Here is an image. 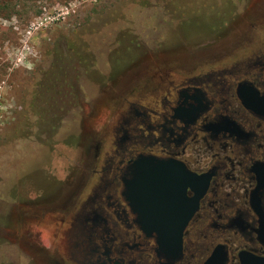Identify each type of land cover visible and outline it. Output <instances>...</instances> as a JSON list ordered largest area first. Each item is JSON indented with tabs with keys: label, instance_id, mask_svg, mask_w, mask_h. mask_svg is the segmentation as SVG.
<instances>
[{
	"label": "rangeland",
	"instance_id": "obj_1",
	"mask_svg": "<svg viewBox=\"0 0 264 264\" xmlns=\"http://www.w3.org/2000/svg\"><path fill=\"white\" fill-rule=\"evenodd\" d=\"M13 2L0 13V264H48L53 242L69 253L73 215L62 211L93 154L109 150L125 99L141 98L136 83L233 51L238 22L262 2Z\"/></svg>",
	"mask_w": 264,
	"mask_h": 264
},
{
	"label": "flooded vegetation",
	"instance_id": "obj_2",
	"mask_svg": "<svg viewBox=\"0 0 264 264\" xmlns=\"http://www.w3.org/2000/svg\"><path fill=\"white\" fill-rule=\"evenodd\" d=\"M260 2L249 21L238 22L233 51L195 55L186 67H173L169 75L147 74L136 83L131 95L141 98L125 99L109 150L93 154L87 177L78 178L80 191L74 189L62 211L73 215L72 232H63L69 253L64 260L53 242L48 264H207L212 256L209 264H241L249 254L264 257V186L260 199L252 198L264 181ZM141 156L175 172L182 166L201 179L185 186L174 204L167 199L171 193L161 194L163 204L155 210L162 221L185 223L180 251L176 240L144 231L139 223L147 211L138 216L123 195V178H130L129 167ZM205 181L195 203V190ZM63 226V220L52 225L57 241Z\"/></svg>",
	"mask_w": 264,
	"mask_h": 264
},
{
	"label": "water",
	"instance_id": "obj_3",
	"mask_svg": "<svg viewBox=\"0 0 264 264\" xmlns=\"http://www.w3.org/2000/svg\"><path fill=\"white\" fill-rule=\"evenodd\" d=\"M179 168L180 170L175 172L173 169L170 170L169 167L162 165L159 160L138 157L129 167L130 178L128 180H125V176L123 178V195L125 196L126 193L130 205L138 213V216H143V211H147L146 219L139 223L144 231L147 233L155 232L164 239L176 240L180 251L185 223L162 221L155 211L159 205L163 204L160 203L161 194L171 193L167 199L173 200L172 204H174L175 200H181L185 186L190 185L192 187L193 184L196 185L200 182L199 176L185 170L182 166ZM184 177L185 179H183ZM171 184L173 186H170ZM206 185L207 181L202 183L200 191L195 190V203ZM262 186H264V181L258 183L253 190V200L258 201L260 199ZM213 260L214 256L210 257L207 264ZM241 264H264V257L249 254L247 258L241 259Z\"/></svg>",
	"mask_w": 264,
	"mask_h": 264
},
{
	"label": "trees",
	"instance_id": "obj_4",
	"mask_svg": "<svg viewBox=\"0 0 264 264\" xmlns=\"http://www.w3.org/2000/svg\"><path fill=\"white\" fill-rule=\"evenodd\" d=\"M13 1L16 0H0V13H9L10 8H15V3ZM19 1H35V0H19ZM19 6V5H18ZM39 12V11H38Z\"/></svg>",
	"mask_w": 264,
	"mask_h": 264
}]
</instances>
